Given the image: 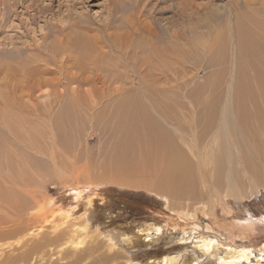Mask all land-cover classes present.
<instances>
[{"label": "rangeland", "instance_id": "rangeland-1", "mask_svg": "<svg viewBox=\"0 0 264 264\" xmlns=\"http://www.w3.org/2000/svg\"><path fill=\"white\" fill-rule=\"evenodd\" d=\"M136 1L144 3V6L138 12L131 10L134 0H0V116L4 115V118L14 119L13 116L17 112L28 116L25 105L32 107L36 105L38 107L47 100H50L51 103L53 97V108L46 112H48L47 117H50V121L52 120L53 134L56 133L57 138L55 141L59 145L58 149L55 150L56 154H53V159H55L52 160L49 154L43 153V151L50 150L49 147L52 142L43 122L31 121L28 125L22 126L21 123L14 121L12 125L13 132H9L11 131L10 126H8L10 122H5V125L0 124V264H65L69 261L74 263V261H77L75 259L80 256L85 258L81 262L77 261L76 264H88V262L89 264H125L129 260L144 264L150 258H158L163 255L171 256L178 253L183 254L181 261L183 259L188 260L189 257L193 256L190 247H188L190 243L180 244L177 238L181 229L188 230L187 228L192 225L189 224L192 221L191 215H194L193 225L198 226V223L201 224L204 232H207L204 228L206 224L213 228V230L207 232V235L211 238L216 237L219 243L223 245L222 248L228 244L236 247L240 243H245L248 248L254 247L255 252H253V255L256 253V256H264V253L257 251V248L259 249V245H261V239H264V223H262L264 222V186H262L264 184L261 183V180L264 181L263 162L255 160L254 166L256 167L253 170L246 167L242 171V173H245L241 183H239L242 188L241 192L245 193L242 196V201L239 199L235 201L233 197L221 192V188L217 186L220 189L218 195L220 197L213 196L218 202L220 200L221 205L213 197L214 208L211 209L209 208L211 201L209 202L206 191L200 188L202 184L196 189L198 199L189 196V198L186 196V199L185 197L171 198L169 196L167 199L166 194L164 195L155 190L152 185L154 190L152 187L131 185L113 178V169L109 163L107 165V162L114 154L111 151L112 141L121 133L119 128L121 126H117V124L120 123L123 116L122 114L119 115L118 112L116 116H112L115 109H117L114 106L105 109L100 103L97 107H91L90 110H87V105H85L90 93L93 97H96V92L111 91L112 95L109 96L111 103L118 104L124 98L135 99L137 94L133 95L134 90L131 91V94L125 92L116 95L112 88H97L94 90L95 86H101L105 82L87 83L81 87L78 96L82 104L75 109L71 108L69 102L76 96H73L68 88L73 87L72 83L74 82L67 84L66 82L68 76L77 71L75 69L77 67L64 70L61 74L60 66L58 67V64L55 63L50 64V71L40 72L34 76L30 87L28 86L29 88L24 87L28 79H21L20 65L27 62V60L42 57L45 49L53 43L57 46V40L72 28L75 29L78 22H85L84 25L86 23L91 24L90 27H85L84 30L89 32L88 35L102 34L110 50L112 43L119 44L122 42L125 44V40H127H124L125 35L122 39L118 38L112 30L120 26L122 21L129 15L137 16V19H131L136 23L135 27L140 24L151 28H167L169 31H184L190 26H194L199 19H203L205 24H213L214 22L208 16V11L214 9L216 3L222 4L225 0H205L206 2L204 0H187L190 1L189 3L193 7L190 10H185L184 13L178 12L174 7H168L169 4L178 1V3H181L184 0ZM254 2H257V0ZM153 4L154 8L151 9ZM241 8L243 9V6ZM109 22L114 27L109 30L111 35L105 36L99 26L109 24ZM218 23L220 25L217 28L218 30L211 32L207 37L191 38V36H188L191 39L189 44L184 43L183 39H179L176 48L179 60L177 61L173 83L169 84L165 91L161 90L162 93L161 91L156 93L154 91L152 95L149 94L148 97H151L149 99H146L147 95L142 96L145 101L155 103L154 105L146 104L145 108L148 111H146L147 109L144 111L150 118L154 129L170 146L168 154H173L175 149L190 154L186 144L184 142V144L180 143V138L186 141L185 137H189L192 129H197L201 133L205 132V136H201V139L198 140L199 144L196 142V145L204 154V157L206 156L210 165L208 167H197L195 173L197 179L201 178L203 170L209 176L214 168L216 170L219 167L216 162V154L206 153L211 145L212 147L216 145V142L211 140L216 128L207 124L206 115L211 110L216 117L218 116L222 103H217L215 100L218 98V100L223 101L226 92H235L236 84L242 76V66L238 65L237 60L239 59L237 47L231 42L229 33L225 34L223 32L227 31L224 22ZM221 31L226 38V45H224L225 41L222 42L225 46L223 50L218 43L219 32ZM132 37L137 39L136 35L129 36V39H132ZM161 38L166 40L168 37L163 35ZM215 39L217 41L213 42ZM145 40L146 38L143 42ZM184 45L189 49L182 47ZM184 49L188 50L185 55L182 54ZM116 57L118 62H112L117 67L120 65V61H126V58L120 52L116 53ZM63 58H66V56ZM72 58V60L75 59V57ZM94 58L100 65L105 66L108 56L103 57L96 54ZM110 59L112 60L111 56ZM38 63L42 64L43 62ZM77 66L86 69L88 72L93 70L102 76L115 77L114 70L110 73L96 70L92 64L83 59L79 60ZM13 69H16V71H12ZM116 70L119 72L118 69ZM88 72L84 73L83 76L91 74ZM124 74L126 75V72ZM249 75V80L245 79L248 82L244 86V90L250 89L253 85L254 79L252 75ZM11 76L14 79L9 84L8 81ZM133 76L138 79L137 83L140 82L137 73H134ZM152 76L149 75V77ZM165 78L166 76L159 78L157 83H165ZM143 79H147L146 75L143 76ZM37 82H41V85L37 86ZM134 82H136V79H131L129 85L135 84ZM22 83L23 88L21 89ZM207 89L211 90L208 92ZM28 93L32 94L31 98L28 97ZM58 93L61 97L58 96ZM29 99L34 102L32 103ZM158 99H161L160 103L156 102L159 101ZM184 99L190 102L187 103ZM202 102L204 103L202 104ZM153 106L156 107V111ZM61 109L65 112L62 116L59 115ZM35 113L40 112L36 111ZM58 115L61 117L58 118ZM190 116L192 120L194 116H197L198 122L194 126L189 123ZM205 129H208V131L206 130V132ZM179 131L185 137H182ZM196 137L200 138L199 136ZM211 141L212 143L209 144ZM189 143L191 144V141ZM172 146L175 149L171 148ZM34 149L38 153H35ZM245 155L239 154L242 163V157ZM247 158L253 159L252 154H247ZM231 166L234 168L235 173L238 172L232 164ZM222 173H224L223 170ZM128 176L142 181L143 171L138 174L133 172ZM251 182L256 185L261 184V186L258 185L256 192L250 196L246 192L253 188ZM27 188L29 189L27 190ZM210 188L212 189V187ZM204 195H207V197ZM38 203L42 207L37 206ZM88 206L92 207L88 209ZM223 206H226L227 209ZM203 207H207L206 210ZM230 208L232 211L228 212ZM195 212L197 215H195ZM84 214L86 216L82 218ZM35 216H38V218ZM86 217L88 228L86 227L87 230L80 231L81 222L83 224ZM236 217L242 219L247 217L248 222L258 223L253 229L254 231L250 233L252 236L246 237L244 236L246 234H243L240 237V235L228 233L229 230L218 229L222 224L230 223L228 218H231L232 221ZM222 218H225V220ZM74 219H76L75 222ZM145 223L160 227L162 230L160 235L154 233L148 243L138 242L128 251V248L123 246H119L120 249L114 247L111 251L108 250L105 233L111 227L117 226V229L122 230L126 229L128 225L132 228ZM70 224L75 225L76 233H74L75 237L73 236L72 241L70 240L72 237H67L70 234L67 232ZM214 227L217 228V231ZM198 230L202 231V227ZM30 247L36 250L35 253L32 252L33 257H35L31 260L32 262L29 260L28 254ZM90 249L91 251H88ZM109 253L115 257L111 262L107 257ZM221 253H224L223 250ZM261 258L260 260H262ZM95 259L97 260L95 261Z\"/></svg>", "mask_w": 264, "mask_h": 264}, {"label": "bare ground", "instance_id": "bare-ground-1", "mask_svg": "<svg viewBox=\"0 0 264 264\" xmlns=\"http://www.w3.org/2000/svg\"><path fill=\"white\" fill-rule=\"evenodd\" d=\"M254 1L255 0H225L224 3L222 4L221 3L218 4L216 3V5L213 4L214 9L208 11L209 14L208 16H210L209 18H211V21L214 22L213 24L210 23L205 24L203 19H199L197 20L198 22L194 26L192 27L190 26L187 30L184 31H179V30L169 31V29L167 28H162V29H159L157 27L151 28L150 26H145L140 24H138L135 27L136 23H134L131 19L132 18L137 19V16L134 17L133 14H132L133 16L131 15L127 17L125 16L126 18L124 19V21H122V24L115 28H113L114 26L111 25V22H109V24H103L102 26H99V28L104 32L105 36H110L111 32L109 30H112L113 28L114 30H112V32L116 33V37L122 39L123 35H125L124 40L127 39L125 40V44L122 42L119 44L112 43V48L110 50L108 49L107 46L108 44L105 41V38L102 34L88 35L87 33L89 32L84 30L85 27H90L91 24L86 23V25H84L85 22H78L76 24L75 29L72 28L67 34H63L62 38H59L57 40L58 42L57 46H55V44L53 43L52 45L48 46L45 49V53H43L44 55L42 54L43 55L42 57L39 56L40 58H36L34 60L33 59L27 60V62L22 63L20 65L21 73H22L21 79L23 78L28 79L26 82L25 81H20V82L23 83L25 82L24 87L29 88L30 83L34 78V76H36L40 72L50 71L51 63L58 64V67L60 66L59 69H61V74L63 73L64 70L70 69L72 67H77L75 68L77 71L69 75L66 82V84L69 82H74L72 83L73 87L68 88V90L71 91L73 96H76L75 98L72 99L71 102H69V104H71V108L74 109L77 108L80 104H82V101L78 98V96L80 95L81 87L83 85H86L87 83L94 84L96 82H105L101 86H95L94 90H96L97 88H112V91H115L116 95H120L125 92L126 93L130 92L131 94V91L134 90L133 95L137 94V97L135 99H132L130 97H128L127 99L124 98L121 101H119L118 104L116 102H115L116 104L111 103L109 97L110 95H112L111 91H104L103 93H98L95 91L96 97H93V95L90 93V97L87 103H85V105H87V110H90L91 107H97V105L100 103H102V107L105 109L114 106L117 109H115L112 116H116L117 112L119 113V115L122 114L123 116L120 123L117 124V126H121L119 127L121 129V131L119 130L121 133H119L117 138H115L112 141L113 147L111 151L114 154L113 156L111 155V159L109 160V162H107V165L110 164V166L113 169L112 170L113 178L122 180L126 183H130L131 185L132 184L141 185L144 187L154 186L155 190L159 191L164 195L166 194L168 196L167 199L169 198V196L171 198L185 197V199L189 196L195 199L197 197L196 189L200 187L202 184L200 188L206 191L209 197V202L211 201V205L209 206V208L211 209L214 204L212 198L220 194V189L217 188V186L221 188V192L225 193L230 197H233L235 201L236 199L242 201V196L245 194L241 192L242 188L241 185L239 184L241 183L242 177L245 174L242 173V171L244 170V168L246 169V167L252 168L251 170H253L254 167H256L254 166L255 160H260L261 163L263 162L262 164H264V1L262 0H257V2ZM178 2L169 4L168 7H174L176 10H178V12L180 11L182 13H184L185 10H190L193 7V5L189 3L190 1L188 2L187 0H184L181 3ZM204 2L206 1L204 0ZM142 6H144V3L142 2L138 3L136 0H134V5L131 6V10H133L134 12H138L139 9H142ZM242 6L244 10L241 8ZM153 8H154V4L151 5V9ZM221 21L224 22V24L226 25L224 26L225 28H227V31H223V32H225V34L229 33L231 42L235 44V46L237 47L238 56H239V59L237 60H238V65L240 64L242 66L241 67L242 76L239 78L240 80H238V84H236L237 86L235 92L232 91L226 92L224 94L223 101L221 99L218 100V98L215 100L217 103H222L221 110L219 111L218 116L216 117L211 110H209L208 115H206L207 124L211 126L213 125L216 128L215 133L212 136V139L210 137L212 141L216 142V145L213 147L211 145V148H209V150L207 149L208 152L206 153L216 154V162L219 167L216 170L213 167L214 169L210 172L209 176L207 175V172L203 170V172L201 173V178L197 179L195 174L197 167L200 166L208 167L210 165V162L208 161L206 156L204 157V154L201 153L199 147L196 145V142H198L199 144L198 140L201 139V136H205V132L201 133V131H198L197 129L196 130L192 129L191 132L189 133V137H185L179 131L180 133L179 132L178 133L182 137H185L186 139L185 141L180 138L181 140L180 143L184 142L186 144V146L190 151V154H186L184 152L183 154L182 151H180V149L176 150L173 146L171 147L175 149L173 151V154L170 152H169L170 154H168V150H169L168 148H170V146L165 143L164 139L161 138L162 136L159 134V132H157L154 129L150 118L144 111L147 109L145 108L146 104L154 105L155 103L145 101V99H142V96L147 95L146 99H149L151 98L148 97L149 94L152 95L154 91L155 93L160 92L161 90L165 91L166 87L169 86V84L171 85L173 83L172 81L174 80L175 77L177 61L179 60L178 51L176 49L178 46L179 39H183L185 41L184 43L189 44L191 43V39L188 36H191V38L207 37L210 35L211 32H214L220 26L218 22ZM139 26H144V27H139ZM223 32L222 31L219 32L220 38H218V43L219 45L222 46V50L223 47H225L224 45H226V38L224 37ZM216 33H218V31H216ZM120 34H122V36H120ZM133 35L134 36L136 35L137 39H133L134 37H132V39H129V36L131 37ZM163 35L167 36L168 38L166 40L162 39L161 36ZM143 37L146 38L144 42L143 40L145 38L143 39ZM140 39L142 40L139 41ZM216 41L217 39H215V41L213 42ZM223 41H225V44L222 43ZM182 47H186V46L184 45ZM211 47L212 45L210 46V48ZM186 48L189 49V47ZM187 49H184L182 51L183 55L188 53ZM118 52H120L126 58V61L125 60L120 61V65L117 67L113 64V62H118V59L116 57V53ZM96 54L101 55L103 57L108 56L105 66L100 65L96 61V59L94 58ZM64 56H66V58H63ZM110 56L112 57V60L110 59ZM72 57H75V59L72 60L73 59ZM80 59L81 60L83 59L84 61L92 64L96 70L105 73H110L112 70H114L115 77L110 78L109 76H102L100 73L95 72L93 70L89 71L91 73L90 74L86 69L78 68L77 64ZM38 62H43V63L41 64ZM116 69H118L119 72ZM12 71H16V69H13ZM86 72H88L90 75L83 76V74ZM125 72L126 75L124 74ZM134 73L138 74V77L140 78V82L137 83L138 79L135 76H133ZM234 73L236 74V71ZM249 74L252 75L254 82L253 85H251L250 89L248 88V90H244V86L248 82V81L246 82L245 79L247 78V80H249L248 79ZM144 75H146L147 79H143ZM149 75H153V76L149 77ZM165 76H166L165 83L163 82L162 84L157 83L159 78ZM13 79L14 77L11 76L8 83L11 84ZM131 79L134 80L136 79V82H134L135 84L129 85ZM23 83L21 85V89L23 88ZM36 85L40 86L41 82H37ZM210 90H208V92ZM59 94L60 93H58V96ZM130 94L128 95L130 96ZM31 95L32 94L28 93L29 98H31L30 97ZM59 97H61V95ZM29 100H31L32 103L34 102L32 99ZM158 100L159 101L156 102L160 103L161 99ZM185 101L187 103L190 102L189 100H185ZM53 102H54V98L52 97L51 103L50 100H47L43 105L42 104L38 105V107H36V105H34L33 107L25 105V111L27 112L28 116H24L18 112L15 116H13L14 119L10 117L4 118V115L0 116V121H1L0 124L5 125V122H10L8 126H10L11 131L9 132H13L12 125L14 121L21 123L20 125L22 126L28 125L31 121L43 122L45 125L44 128L48 132V135H50L49 139L52 141L49 147L50 150H46V152L43 151V153L49 154L52 160L55 159V158L53 159V154H56L55 150L58 149L59 145L55 141V139L57 138L56 133L53 134L52 120L50 121V117H47L48 112L46 111L53 108L52 107ZM72 103L74 104V106ZM203 103L204 102H202V104ZM156 106H158V104H156ZM190 107L192 108L193 106ZM154 108L156 111V107ZM36 111H39L40 113L36 114L35 113ZM146 111H148V109ZM63 113L65 112L63 111V109H61L59 115L62 116ZM59 115L57 116L58 118L61 117ZM189 120L188 121L191 126H194L196 122H198L197 116H194L193 120L192 117ZM206 127L208 128V126ZM206 130L208 131V129H205V131ZM196 136H199L200 138ZM189 141H191V144L189 143ZM212 141L209 144H211ZM34 151L35 153H38L36 149H34ZM239 154L242 155L246 154L245 156L242 157L243 163L239 159ZM247 154H252L253 159H251L252 157L250 159L247 158ZM231 164L238 170V172L235 173L234 168L231 166ZM240 167H242L243 169L241 170ZM222 170L224 171V173H222ZM142 171H143L142 181L132 179L131 177L128 176V174L130 173L136 172L138 174ZM251 183L253 188H250L246 192L247 194L249 193L250 196L256 192V190L258 189L257 187L258 185L261 186V184H258L257 182L256 183L258 185H256L254 182ZM261 183L264 184V181L261 180ZM210 187H212V189ZM28 189L29 188H27V190ZM207 195L204 196L207 197ZM160 196L162 197V195ZM37 206H41V205H39L38 203ZM91 207L92 206H88V209H90ZM224 208H226V206ZM84 210L86 211V209ZM230 210L231 208L228 210V212ZM195 215H197V213ZM84 216L86 215L85 214L82 215V218ZM191 216H192V221H190L189 224L192 225L187 228L188 230L181 229L179 231V237L177 238V241L180 244L190 243L188 247H190L193 256L190 255L191 256L189 257L190 259L188 260L183 259V261H181V258L183 257V254L181 253L171 256L163 255L158 258H150L144 264H264V258H261L264 257L263 255L258 254L259 256H256L255 255L256 253H254L255 256L253 255V252H255L253 246L251 248L250 247L248 248L245 246V243H240L236 247H233L230 244H228L227 246L222 248L223 245L219 243L216 237L211 238L210 236L207 235V232L213 230V228L209 224L208 225L206 224L204 228L207 232H204L203 226L201 224L198 223V226H195L196 224L193 225L194 215ZM35 217L38 218V216ZM87 217L85 218L86 220L83 219L85 220L83 224L81 222L80 231L85 229L87 230L88 228L86 224ZM230 219L231 218H228V221L230 223L222 224V226L218 229L220 230L222 229L224 231L229 230L228 233L231 232V234L233 235L237 234V236L240 235V237L243 234H246L244 235L246 237H250L252 236V234L250 233L254 231L253 229H255V226L258 225V223L253 224L251 222H248L247 217H245V219L236 217V219L234 220L232 219V221ZM223 220H225V218ZM73 221L75 222L76 219H74ZM74 226H75L74 224H70V228L68 227L67 230V232L70 233L69 236L67 235V237L68 238L72 237V239H70L71 241L74 239L76 234ZM200 227H202V231L198 230ZM214 229L217 231L216 227H214ZM161 231L162 230L160 227H158L157 225L151 226L150 223H145L143 225H136L132 228L129 227L128 225L126 229H122V230H120L119 228L117 229V226L111 227L105 233L106 243L108 244L107 248L109 251H111V249H113L114 247H118L120 249L119 246H123L125 248L127 247L128 248L127 251H128L132 249V246H135V244H137L138 242L143 244L148 243V241L151 240V237L154 233L155 235H160ZM260 244L261 245H259V249L257 248V251L259 250L261 253H264V239H261ZM34 250L35 248L33 247H30L28 249L30 261L33 258H35L33 257L32 254V252L34 253L36 252V250L35 251ZM222 250L224 253H221ZM88 251H91V249ZM89 257L91 258L92 256ZM107 257H109L110 262L115 258L114 255L110 253ZM200 257L203 259V261H201L202 259H199ZM83 258L85 257L80 256L77 257L75 260L81 262L83 261ZM260 258L262 260H260ZM96 260L97 259H95V261ZM77 261H74V263L69 261L68 263L65 264H76ZM125 264H141V263L139 262L137 263L135 261L131 262L129 260L126 261Z\"/></svg>", "mask_w": 264, "mask_h": 264}]
</instances>
